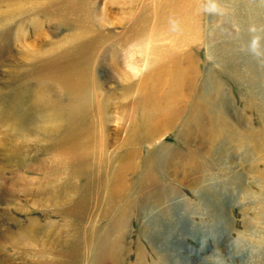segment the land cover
<instances>
[{"label":"rangeland","instance_id":"1","mask_svg":"<svg viewBox=\"0 0 264 264\" xmlns=\"http://www.w3.org/2000/svg\"><path fill=\"white\" fill-rule=\"evenodd\" d=\"M63 1L40 0L34 8L31 4L24 5L13 18L0 16V127L9 128L18 122L16 117L8 114L12 111L11 101L18 105L22 103L35 120L48 112L60 114L48 124L58 126L60 132L48 142L21 143L6 138L5 133L0 134V175L10 190L1 205L5 212L0 216L1 224L7 230L16 231L20 224L27 227L30 218H39L41 222L60 221L51 209L45 217L44 212L37 211L27 201L21 191L22 182L23 177L28 181L40 178L36 171L54 172L63 168L69 156L57 151V146L71 126H79L77 119L81 115L71 107L75 95L66 81L54 75L37 78L30 73L42 60L51 58L49 51H70L72 54L80 45L87 44L92 60L87 58L82 66L86 63L83 69L86 68L88 79L96 81L94 96L97 103L92 107V120L89 116L84 120L86 124L102 125L106 157L114 159L113 171L133 180L132 189L123 201L131 202L132 206L122 228L125 237L123 264L139 261L145 264H219L222 254L213 249H223L228 254V248L235 254L234 259L227 255L229 264H264V182L260 181V178L264 179V153L259 152L255 143L243 148H236V144L228 140L219 144L220 151L233 154V161L245 166L246 170L237 176L229 164L206 154L194 143L190 148L197 156L182 159L180 154L186 152V146L178 139V133L184 119H177L175 128L167 130L163 138L143 140L149 130L142 123L136 100L137 88L149 71L140 53L145 50L148 38L137 36L140 32L146 33L149 14L158 0L141 11L134 10L132 0H75L74 11L59 9ZM256 2L259 11L264 0ZM104 5L106 13L102 12ZM160 5L155 11L158 13L162 8L161 25L157 24L162 28L169 25L164 15L171 9L185 14L193 10L203 13L198 38L181 41L173 53L178 54L183 64L192 62L188 78L200 77L206 86H213L217 81L221 83L223 97L236 112L233 114L239 120L240 131L256 136L263 133L264 111L255 108L250 101L264 104V23L260 12H249L243 0H185L171 9L163 6L164 1ZM254 15L260 20L261 31L258 34L251 32L248 38L256 42L261 55H256L252 51L253 43H245L244 39L247 22L250 24ZM261 16L264 18L263 11ZM152 20L155 23V19ZM157 45L159 43L154 40L150 48ZM225 52L232 53L228 58L234 63L230 70L221 63ZM258 56L261 57L256 59ZM253 64L257 67L256 80L249 78ZM120 76L125 78L124 82L119 80ZM186 105L188 101L180 103L178 109H187ZM149 150L156 152L158 193L164 203L160 208L143 211L141 206H151L152 195L143 204L145 195H140L137 187L135 191L134 184L140 177L142 162ZM18 157H24L26 162L22 164ZM183 164L202 170L199 178L202 192L192 186L177 184L174 169L179 172ZM182 175L180 173V177ZM209 197L220 199L224 205L209 202ZM163 210L169 219L164 218L175 228L173 232L171 229L166 232L168 240L177 244V247L168 246L164 253L162 241L159 245L144 235L142 229L145 221L142 212L159 214L160 211L162 215ZM115 218L117 212L113 217L100 219L96 224L100 233L105 235L113 229ZM156 229L160 231L158 226ZM16 252L0 238V259L16 264Z\"/></svg>","mask_w":264,"mask_h":264},{"label":"bare ground","instance_id":"2","mask_svg":"<svg viewBox=\"0 0 264 264\" xmlns=\"http://www.w3.org/2000/svg\"><path fill=\"white\" fill-rule=\"evenodd\" d=\"M39 1L0 0V16L13 18L17 12L22 11L24 5L31 4L34 8ZM55 1L58 3L59 0ZM132 1L134 10L141 11L157 0ZM162 1H164L163 6L171 9L173 5L185 0H158V4L149 14L146 33L140 32L137 36L141 37L140 39L148 38L145 50L140 53L146 69L149 71L146 72L137 88L138 97L136 100L142 113V123L149 130L143 140H153V137L163 138L167 130L175 128L174 124L177 119H184L182 130H179L178 133V139L183 140L186 146V152L180 154L182 159L186 160L197 156V153L190 148V145L194 143L206 154L217 157L223 164H229L230 170L233 169L235 175L241 176L242 171L246 170L245 166L233 161V154L229 155L225 151H220L219 144L222 140H228L230 143H235L236 148H243L254 142L259 152L264 153V132L256 136L240 131L239 120L233 114L236 112L232 111L230 104L223 97V86L220 82H215L213 86H206L200 77L194 80L188 78L192 62L183 64L178 54L173 51L181 41L198 38L201 28L200 19L203 13L193 10L185 14V12L171 9L164 15V19L169 25L162 28L158 26L161 25L159 20L162 8L158 13L155 11L161 6ZM244 1L245 8L249 12H260V19L264 23V18L261 16L262 11L264 12V2L260 4L258 11L256 0ZM50 7L48 6L49 9ZM59 9L76 10L75 0L63 1V5H59ZM106 9L107 7L104 5L102 12L106 13ZM247 23L244 39L245 43L250 44L253 42L248 38V35L251 32L258 34L261 31V24L256 15L250 24ZM154 40L159 45L150 48V43ZM237 47L239 46L237 45ZM89 51L90 46L87 44L80 45L72 54L70 51L60 53L49 51L48 54L51 55V58L42 60L30 73V76L37 78L46 75L59 76L61 80L66 81L75 95L71 107L77 110L81 117L77 119L80 121L79 126H71L63 135L62 142L57 146V151L69 156L68 162H64L63 168L54 172L36 171V174L41 177L31 181L23 177L21 191L27 196V201L32 203L37 211L44 212L45 217H48L49 212L53 211L52 214L60 221L56 223L53 219H48L41 222L39 218H30L27 227L20 224L16 231H11L5 229L0 219V238L17 250V256L14 257L16 264H123L125 237L122 228L127 221L126 218L130 216L129 209L132 207L130 206L131 202L123 203V201L132 189L133 180H128L125 176L121 177L116 173L117 171H113L114 159L112 156L106 157L107 147L104 144L105 134L102 125L86 124L87 121L84 120V117L88 116L91 119L92 107L97 103L96 96H94L96 81L88 79L86 68L83 69L86 63L82 66L87 58V60H92L89 58ZM225 54L227 55L225 56ZM225 54L221 63L230 70L234 63L228 58L232 53L225 52ZM260 57L258 56L256 59ZM252 66L253 68L250 69L252 76L249 78L256 80L255 73L257 71L255 69L257 67L254 64ZM70 69L71 71L66 72ZM231 73L235 74L234 71ZM258 73L260 72L258 71ZM92 75L95 77V73ZM119 80L124 82L125 78L120 76ZM186 101H188L187 109H178V105ZM250 101L255 105V108L258 107L264 111V104H257L253 99ZM10 105L12 111L8 114L16 117L18 122L9 128L0 127V134L5 133L6 138L10 137L14 141L28 144L44 143L52 140L60 132L58 126L48 125L55 120L57 115H60L59 112H48L44 117L35 120V117L26 112L22 103L18 105L11 101ZM249 107L254 109L253 106ZM93 117L96 118L97 115ZM155 153L151 150L147 152L139 172L140 177L134 184V190L136 191L137 187L139 194L145 195L142 200L143 204L148 202L152 195L151 206H141L143 211L152 207L160 208L164 203V198L160 197L158 193L160 184ZM140 154L142 155L141 149ZM18 161L22 164L26 162L24 157H18ZM174 173L177 184L192 186L202 192L199 187L201 169L183 164L180 171L174 169ZM180 173H183L181 177ZM1 178L0 175V216L5 213L1 209V205L10 195V190ZM260 181L263 183L264 179L260 178ZM209 199L211 203L224 205L218 198L209 197ZM116 212L117 218L113 220L115 222L113 229L103 235L96 224L106 216L107 218L113 217ZM142 217L145 219L142 228L143 234L159 245V242L162 241L163 253L166 252L168 246L177 247V244L170 243L168 234H166L167 231L175 230V228L168 224L171 222L166 220L169 218L165 210L162 211V215L160 211L159 214L142 212ZM156 226L160 231L156 229ZM162 236H166V238L163 239ZM228 249V258L234 259L233 250ZM0 264L9 263L0 259ZM137 264L145 263L139 261Z\"/></svg>","mask_w":264,"mask_h":264},{"label":"clouds","instance_id":"3","mask_svg":"<svg viewBox=\"0 0 264 264\" xmlns=\"http://www.w3.org/2000/svg\"><path fill=\"white\" fill-rule=\"evenodd\" d=\"M252 51L256 54V55H261L262 53L259 51V49L257 48L256 42H253V46H252ZM214 252H220L222 254V258L219 261V264H229V261L227 259V253L224 252L223 249H213Z\"/></svg>","mask_w":264,"mask_h":264}]
</instances>
